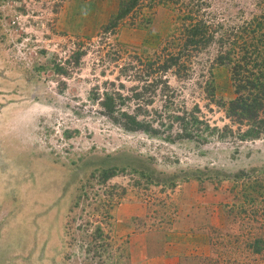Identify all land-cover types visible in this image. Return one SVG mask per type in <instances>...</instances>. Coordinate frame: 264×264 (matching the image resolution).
<instances>
[{
	"label": "rangeland",
	"instance_id": "374dc122",
	"mask_svg": "<svg viewBox=\"0 0 264 264\" xmlns=\"http://www.w3.org/2000/svg\"><path fill=\"white\" fill-rule=\"evenodd\" d=\"M185 1L224 27L256 24L264 8ZM119 3L0 0V264H138L142 235L155 250L162 239L177 248L180 264H264V137L170 141L125 130L91 97L94 86L118 83L129 56L100 61L97 34ZM174 7H160L149 25H121L110 41L152 53L180 36ZM80 36L88 49L74 64ZM218 48L200 51L196 70L213 65ZM213 73L218 100L229 101L230 67ZM189 79L171 78L185 105L199 104L213 126L230 124Z\"/></svg>",
	"mask_w": 264,
	"mask_h": 264
},
{
	"label": "trees",
	"instance_id": "16d2710c",
	"mask_svg": "<svg viewBox=\"0 0 264 264\" xmlns=\"http://www.w3.org/2000/svg\"><path fill=\"white\" fill-rule=\"evenodd\" d=\"M171 4L178 11L181 32L165 46L142 54L132 49L133 53L120 42L110 41L121 25H149L160 7ZM200 9V4L194 1L188 4L185 0H120L116 13L97 34L102 48L99 51L103 52L100 61L107 63L106 56L113 53L119 54V58L125 53L129 56L120 66L118 83L112 80L106 82L109 87L104 90L98 85L92 89L91 97L102 114L127 131L164 136L170 141L204 142L214 135H232L241 140L264 137V8L256 24L249 22L237 27L214 26L201 19ZM82 39L80 36L75 44L74 64L81 62L87 53L88 43ZM213 42L219 47L214 64L196 70L195 58ZM215 65H228L231 69L235 96L229 101L220 102L217 98ZM57 69L64 71L60 65ZM124 76L135 84L127 88L122 81ZM193 76L197 77V84L208 100L224 108L230 124L223 128L213 126L202 116L199 104L189 109L185 100H181L171 78L192 80ZM110 172L107 174L112 175L113 171Z\"/></svg>",
	"mask_w": 264,
	"mask_h": 264
},
{
	"label": "crops",
	"instance_id": "0c3cea01",
	"mask_svg": "<svg viewBox=\"0 0 264 264\" xmlns=\"http://www.w3.org/2000/svg\"><path fill=\"white\" fill-rule=\"evenodd\" d=\"M142 237L143 238L140 237L139 239L143 241V244L135 248L136 253L134 254L136 255L134 259L136 258V262H138V264L181 263L183 254L179 251H176L177 248L173 249L171 245H169L166 241H163L162 239L161 242H159V246H156L157 248L155 250L151 246V242L153 243V239L151 240V242H149L150 240L147 238L146 235H142ZM154 242L156 243V241Z\"/></svg>",
	"mask_w": 264,
	"mask_h": 264
}]
</instances>
